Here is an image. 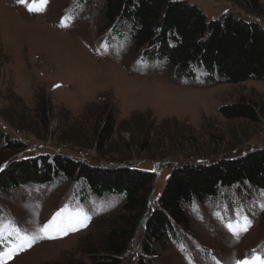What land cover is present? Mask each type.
<instances>
[{
	"label": "rangeland",
	"instance_id": "1",
	"mask_svg": "<svg viewBox=\"0 0 264 264\" xmlns=\"http://www.w3.org/2000/svg\"><path fill=\"white\" fill-rule=\"evenodd\" d=\"M185 1L208 19L231 14L264 28V0ZM28 7L20 0H0V170L36 156L100 166L130 163L154 172L151 209L173 168L264 148V81L191 85L162 65L143 64L130 46L106 39L110 29L100 0H47L46 6L29 0ZM65 21L68 26H62ZM240 100L254 107L255 121L228 120L219 113ZM105 109L115 127L99 153L104 123L98 116ZM8 142L22 148L9 149ZM81 187L58 180L0 198V238L13 240L4 253L25 239L41 237L7 264H92L100 234L122 222V200L92 199ZM243 192L227 197L228 209L222 200L192 206L189 232L179 233L153 264H237L264 258V196L240 202ZM225 209L235 215L226 219ZM85 216L86 226L77 231L64 235L52 230L56 238H42L41 229L54 220L78 223ZM142 227L143 220L121 264H137Z\"/></svg>",
	"mask_w": 264,
	"mask_h": 264
},
{
	"label": "trees",
	"instance_id": "2",
	"mask_svg": "<svg viewBox=\"0 0 264 264\" xmlns=\"http://www.w3.org/2000/svg\"><path fill=\"white\" fill-rule=\"evenodd\" d=\"M100 1L103 19L110 29L106 39L130 46L143 64L162 65L177 80L191 85L209 87L264 81V28L254 22L231 14L208 19L207 13L185 0ZM106 109L98 116L104 123L97 141L99 153L111 140L115 127ZM219 113L228 120L255 121L254 107L242 100L221 107ZM16 147L22 148L7 143L9 149ZM5 166L0 170L2 199L64 180L82 186L92 199L122 200L118 215L122 222L107 226L100 234V251L90 256L92 264H121L141 220L137 264H153L169 243L176 242L179 233L189 232L192 206L222 200L228 209L227 197H238L243 191L247 194L241 196L240 202L251 196H264V148L233 159L185 163L173 168L151 209L154 172L130 163L115 161L111 166H100L61 156H36ZM235 212L225 209V218ZM123 215L129 219L124 220ZM11 245L13 240L9 237L0 238V252L4 253Z\"/></svg>",
	"mask_w": 264,
	"mask_h": 264
},
{
	"label": "snow or ice",
	"instance_id": "3",
	"mask_svg": "<svg viewBox=\"0 0 264 264\" xmlns=\"http://www.w3.org/2000/svg\"><path fill=\"white\" fill-rule=\"evenodd\" d=\"M42 2L47 5V0H42ZM20 3L24 5L25 7H28L29 0H20ZM28 10L30 12L37 11L36 9L32 7H28ZM70 19V18H68ZM62 26H68L66 21L63 22ZM87 217H83V219L79 220L78 223H72L71 221L67 224H64L63 222L57 224L55 220L49 224L46 225L41 231L44 233V236L42 238L52 239L56 238L52 235V230H54L57 234H64L66 235L68 232H75L79 229V227L86 226ZM246 230V229H245ZM41 237H33L31 240L25 239V242L18 245L16 249H12L8 251L7 253L0 252V264H7L8 260L12 258L14 255L18 254L19 251H22L25 249V247H31V243L39 239ZM237 264H264V258L256 257L253 260H245V261H238Z\"/></svg>",
	"mask_w": 264,
	"mask_h": 264
}]
</instances>
